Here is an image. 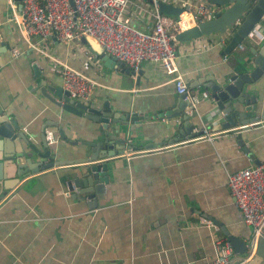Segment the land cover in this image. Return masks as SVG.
Instances as JSON below:
<instances>
[{"label": "crops", "instance_id": "obj_1", "mask_svg": "<svg viewBox=\"0 0 264 264\" xmlns=\"http://www.w3.org/2000/svg\"><path fill=\"white\" fill-rule=\"evenodd\" d=\"M18 3L0 0V107L33 145L43 146V138L47 143L55 141L64 148L65 157L68 141L89 139V129L95 136L101 133L98 123L67 113L38 94L42 84L60 85L59 71L49 57L65 61L95 82L87 100L90 107L101 109L107 104L119 115L130 110L147 118L137 129L136 147L116 155L110 164L108 188L91 209L69 197L65 185L72 167L54 166L12 181V168L6 162L1 179L5 186H0V264H206L214 238H225L220 226L250 246L248 254L232 252L230 263L247 262L255 248L251 228L243 224L226 178L253 164L237 144L236 132L211 130L226 122V112L213 108L208 94L209 85L221 84L238 73L246 59L259 56L264 32L261 41L245 38L227 53L221 51L229 33L172 42L187 89L196 96L206 94L194 108L185 110L190 114L186 126H194L192 131L178 134L183 111L172 116L179 111L177 94L156 62L143 61L132 75L129 69L104 65L81 37L69 44L52 34L41 42L33 36L26 41L14 21ZM150 3L128 0L132 25L145 28ZM238 90L257 95L258 114L264 116V70L258 81L241 84ZM254 124L241 133V139L254 158L264 163V119ZM48 130L54 141H48ZM201 218L214 227L201 224Z\"/></svg>", "mask_w": 264, "mask_h": 264}, {"label": "water", "instance_id": "obj_2", "mask_svg": "<svg viewBox=\"0 0 264 264\" xmlns=\"http://www.w3.org/2000/svg\"><path fill=\"white\" fill-rule=\"evenodd\" d=\"M204 1L207 2V6L215 9L213 18L192 24L186 30L176 33L173 41L188 42L201 36L229 33L227 42L221 51V53H227L241 45L242 40L249 38L247 33L256 23L261 25L259 32H264V0ZM158 8L161 13L170 16H176L181 12L179 7L162 1H159ZM19 9L20 3H18ZM81 41L89 45L104 65L118 67L120 70L128 72V68L123 63L105 54L98 43L90 37L82 36ZM5 46L6 44H3V47ZM251 51L254 53L255 50L251 49ZM241 67L242 69L238 73L226 77L227 80L221 81V84L209 85L211 94L208 95L214 102L213 108L222 109L226 112V122L211 127V130L223 128L236 132L234 138L240 149L251 159L253 165L258 166L261 162L254 158L244 145L241 133L249 129L250 123L255 125L254 123L264 119V116L258 114L261 102L256 98L257 95L240 92L238 88L241 84H252L258 81L264 70V50L260 51L259 56L253 61L246 59L241 63ZM130 73L133 75V72ZM38 94L67 113L83 116L98 123L101 133L95 136V131L89 129V133L92 135L89 139L85 138L81 142L68 141L70 146H66L70 147V150L66 149V156L64 157V148L60 144L57 146L55 141L47 143L43 138V146L38 148L33 145L21 131L17 122L14 119H9L0 107V186L1 184L5 186V182H2L1 179L2 172H6V162L12 168L9 171L12 181H18L20 178L40 170L46 171V169L54 166L66 165L65 167L73 168L72 175L68 177L65 185V188L71 192L69 197L71 200L79 202L81 207L91 209L96 206V197H99L108 188V168L111 163H114L115 156L123 154L124 150L136 147L134 143L138 139L137 129L142 124V118H147V115L134 114L130 110L119 115L115 111L111 112L107 104H104L101 109L92 108L88 105V101H75L69 98L67 92L60 85L47 86L42 84L39 86ZM182 97V95H177L179 111L172 114L175 116L183 111V123L178 134L189 133L194 127L192 125L186 126L190 114L185 111L186 101ZM237 123L239 128H235ZM201 133V130L197 132V134ZM59 135L61 138L63 137L61 130ZM8 173L6 176L9 178ZM8 182L6 181V184ZM214 223L219 225L215 221ZM220 229L229 242L233 253L237 255L248 254L247 248L250 246L246 242L238 236L228 234L223 226H220ZM250 257L243 264H258L262 259L264 260V229L262 236L257 239L254 252Z\"/></svg>", "mask_w": 264, "mask_h": 264}, {"label": "built area", "instance_id": "obj_3", "mask_svg": "<svg viewBox=\"0 0 264 264\" xmlns=\"http://www.w3.org/2000/svg\"><path fill=\"white\" fill-rule=\"evenodd\" d=\"M167 1L175 2L181 12L176 16L163 14L158 8L159 1L151 0V16L146 20L145 28L131 24L128 0H19L20 9L14 21L19 34L26 41L33 36L41 42L53 33L60 43L69 44L79 37L88 36L98 43L105 54L123 63L133 75L143 61L156 62L174 84L176 94L183 96L186 110H190L206 94L201 92L196 96L187 89L176 66L178 51L172 46V41L176 33L192 24L213 18L215 9L207 6L204 0ZM259 26V23L253 25L247 37L261 41L263 36ZM222 39L218 37L217 42L222 43ZM30 46L42 52L41 48ZM206 46L203 45V48ZM194 51V47L189 49L190 53ZM13 52L16 53V50L13 49ZM49 60L57 67L60 86L68 97L75 101H87L95 82L63 60L56 57H49ZM52 136L48 130L49 142L54 141ZM263 167L264 163L244 166L229 173L226 178L241 220L251 228L253 247L264 229ZM200 223L214 227L206 218H201ZM212 243V257L206 264H231L229 242L225 238H214Z\"/></svg>", "mask_w": 264, "mask_h": 264}, {"label": "clouds", "instance_id": "obj_4", "mask_svg": "<svg viewBox=\"0 0 264 264\" xmlns=\"http://www.w3.org/2000/svg\"><path fill=\"white\" fill-rule=\"evenodd\" d=\"M170 16V15H169ZM261 33V32H260ZM228 39V38H227ZM226 37L224 38V42H226ZM238 127H240V126H237V127H235V128H238ZM231 132H233V131H231Z\"/></svg>", "mask_w": 264, "mask_h": 264}, {"label": "flooded vegetation", "instance_id": "obj_5", "mask_svg": "<svg viewBox=\"0 0 264 264\" xmlns=\"http://www.w3.org/2000/svg\"><path fill=\"white\" fill-rule=\"evenodd\" d=\"M260 25V24H259ZM259 28H260V26H259Z\"/></svg>", "mask_w": 264, "mask_h": 264}]
</instances>
